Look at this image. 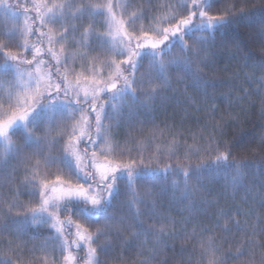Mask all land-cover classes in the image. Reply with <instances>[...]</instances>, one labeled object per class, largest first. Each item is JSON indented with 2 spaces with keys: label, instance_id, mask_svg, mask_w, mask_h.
Masks as SVG:
<instances>
[{
  "label": "snow or ice",
  "instance_id": "6c2138e0",
  "mask_svg": "<svg viewBox=\"0 0 264 264\" xmlns=\"http://www.w3.org/2000/svg\"><path fill=\"white\" fill-rule=\"evenodd\" d=\"M221 2L0 0L5 18L22 21L0 27V80L8 86L0 90V236L13 237L0 264H18L28 244L32 264H109L117 248L135 254L127 264H192L176 250L177 241L189 240L202 250L197 264H224L217 231L237 247L234 258L257 264L259 255L264 264V244L246 245L255 226L231 210L218 208L214 228L198 231L192 222L206 202L203 174L234 169L242 177L246 165L234 162L233 149L247 145L218 139L224 133L215 122L186 134L141 118L186 79L204 95L215 87L200 74L209 64L207 45L247 7L240 0L220 10ZM258 3L264 23V0ZM258 67L264 71V58ZM177 175L172 187L181 196L170 203L188 211L180 221L161 204L168 190L155 184ZM33 225L49 229L38 245Z\"/></svg>",
  "mask_w": 264,
  "mask_h": 264
},
{
  "label": "trees",
  "instance_id": "16d2710c",
  "mask_svg": "<svg viewBox=\"0 0 264 264\" xmlns=\"http://www.w3.org/2000/svg\"><path fill=\"white\" fill-rule=\"evenodd\" d=\"M115 2L127 3L128 0H115ZM136 2L146 6V0H136ZM168 2L169 0H152V3L157 5ZM239 3L240 0H222L220 10ZM253 3L256 4L255 7L252 6ZM259 7L258 0H247L243 17L237 14L232 26L216 33L215 38L207 45L209 64L200 74L209 83L215 85L207 89V95L192 87V81L186 79L184 83L176 85L173 91L166 92L164 94L166 99L154 102L149 109H143L141 117L145 120H154L161 127L168 125L185 129L186 134L199 132L205 125L215 122L219 124L217 131L222 129L224 133L222 137L218 136V139L227 142L230 147L238 143L247 145L239 151L233 149L234 162L246 165L240 169L242 177L236 176L234 169H223L211 175L203 174V183L207 188L206 202L201 204V208L192 217V222L199 225V231L215 227L218 208L231 210L242 224L247 222L255 226L256 235L251 236L246 241V245L253 242L256 245L264 244V233L260 232V228L264 227L262 223L264 209L260 207V200L264 199V149L261 148V143L264 141V115H262L264 93L260 91V81L264 77V71L258 67L260 60L264 58L262 51L264 46L260 43L261 35L264 34V23ZM20 22L22 21L14 20L11 16L5 18L0 12V27H14ZM32 42L35 43L34 38ZM213 108L218 111L213 112ZM213 116L216 118L215 121L210 119ZM3 151V144L0 143V153ZM13 164L15 165V162ZM22 178V172H18L15 177L17 186ZM173 180L180 181L181 177L160 176L156 178L155 184L157 190L165 188L168 190V194L161 199V204L163 208L171 209L168 213L171 217L180 221L188 216V211L183 205L170 203L173 196L177 198L181 196V192L173 189ZM192 183H195V180ZM21 199L27 202L28 197L22 196ZM237 209L242 214H237ZM30 231L33 236L38 237L34 240L38 245L48 234L49 229L46 226L33 225ZM249 231L251 232V229ZM209 235L213 234L209 233ZM213 238L220 249L217 256L224 264H245L246 258H234L238 255L237 247L225 243L223 233L217 231ZM9 240H13V237L0 236V253L7 250ZM168 243L171 244L172 241ZM32 246L28 244L24 249L18 264H32L35 257L28 250ZM180 248L185 250L184 260H191L192 264H197L201 260L202 250L196 240L177 241V252ZM36 255L42 256L41 253ZM130 255L135 258L134 253L128 254L123 248H117L107 259L109 264H120L117 257H123L127 264ZM172 255L171 252H165L167 257ZM256 260L258 264L259 255Z\"/></svg>",
  "mask_w": 264,
  "mask_h": 264
},
{
  "label": "rangeland",
  "instance_id": "374dc122",
  "mask_svg": "<svg viewBox=\"0 0 264 264\" xmlns=\"http://www.w3.org/2000/svg\"><path fill=\"white\" fill-rule=\"evenodd\" d=\"M8 86L4 84L3 80H0V90H5Z\"/></svg>",
  "mask_w": 264,
  "mask_h": 264
}]
</instances>
